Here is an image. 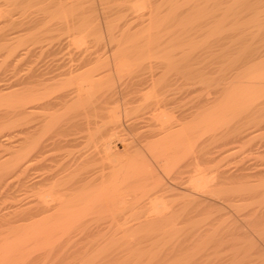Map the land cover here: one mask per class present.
<instances>
[{"label": "rangeland", "instance_id": "1", "mask_svg": "<svg viewBox=\"0 0 264 264\" xmlns=\"http://www.w3.org/2000/svg\"><path fill=\"white\" fill-rule=\"evenodd\" d=\"M84 56L92 63L83 71L99 63L102 73L113 74L109 86L124 92L123 103L135 97L147 104L153 97L142 95L159 90L165 124L176 125L185 140L179 137L176 155L166 151L170 162L157 159L136 136L153 126L144 120L132 130L138 111L126 117L121 108L131 150L137 146L151 164L144 172L148 187H132L123 211L97 205L46 238L18 217L19 75L36 61L61 62L64 69ZM133 77L146 81L141 94ZM113 146L123 152L117 138ZM154 175L168 194H179V206L188 198L196 203L167 231L165 222L141 219L148 195L159 188ZM0 264H264V0H0Z\"/></svg>", "mask_w": 264, "mask_h": 264}, {"label": "bare ground", "instance_id": "2", "mask_svg": "<svg viewBox=\"0 0 264 264\" xmlns=\"http://www.w3.org/2000/svg\"><path fill=\"white\" fill-rule=\"evenodd\" d=\"M14 49L17 50L16 48ZM91 56L90 58H92ZM90 58L85 57L78 61L77 64L74 63V65H67V68L64 67V69L66 68L65 70L62 68L64 65L60 64L61 62L59 64L58 62H56V64H54L55 62L45 63L47 61H36L35 63L31 62L34 63L35 66L33 68L31 67V69L29 70L23 69L25 72H23L22 75L18 74L20 77L17 76L19 77L18 94H20L19 111L22 119V128L21 130L19 129L21 135V147H19L22 152V154H20L22 158L20 159V163L18 164L20 165L19 173L21 179H19L21 180L22 188L18 205V217L20 218V221L22 220L21 223L26 222V224L28 225H34H32V228L34 227V230H32L31 232L43 236L46 235V238L50 235L58 234L64 231L66 227L64 224L67 225L68 222H65L66 220L70 219L69 222H71L75 218H81L82 216L84 217V215L87 213L92 214L94 210L101 204H108L114 207V210L118 212L120 210L123 211V208L128 203V201L126 200L127 194L132 189V187H136L137 191L139 189H142L144 192L146 190L144 188L148 187L145 186V182H147L148 180H145L146 176L144 172L147 168L149 170L151 164L150 166L146 164L148 163V161L145 160L147 159L145 158L146 155L144 156L142 153H140V151H138L139 149H136L137 146L134 147V150H131L134 141L132 140L133 143L129 141L131 136H127V131H125V127H123V124L120 121L121 108H123L125 116H129L132 111L135 113H137L135 110L138 111V113L135 115V120H133L130 125V127H133L132 130H136L137 128H139L140 121L144 120L149 121L148 126H153L152 128H149V130L147 129L146 132H138L136 136L138 137L139 141L143 143L144 146H149L145 148H151L149 152L150 154H153V150H155V153L158 155L157 156L155 154L157 156V159L158 157H162V159H166L167 163V160L170 159L168 153L176 155V151H179V147L181 146L182 142V140L180 141L179 139L182 134V131L180 136L178 137L177 132L179 131H177V129L175 128L176 125L174 127L173 124H165L166 119L164 118L166 114H161V107L164 104V100L162 97H160L161 93H159V90L155 92L154 96H149L147 92L146 96L145 94L142 95L143 98L153 97L154 99H151V101H149L150 99H146L148 102H150H147V104L145 103L148 106V110L145 109L147 108V106L143 103L144 101H142V98V100L139 98L143 103V105L142 103H140L142 106H136V104L134 105V103L140 102V100L138 101L135 99V97L129 96H127L129 98L124 99L125 101L123 103L120 101V99L122 98L123 100V98L125 97L124 92H120L121 94L119 92L117 93V90L111 86L114 78H112V76L110 75L113 74L102 73L100 71L101 66L99 65V63L98 65L94 66L93 69L89 70L87 67L88 70H82L84 67L89 66V64L92 63V60ZM125 58L127 59L128 57ZM135 58L137 59V57ZM70 59H72V56ZM53 60L55 61L56 59ZM56 61H58V59ZM59 61L61 60L59 59ZM63 61L64 60H62V62ZM130 61L131 59L126 63L132 64ZM68 62H70V60ZM23 63L25 64V60ZM24 67H26V64L25 66H22V68ZM28 67L29 66H27V68ZM132 67H135V65L131 66V68ZM106 72L108 73V70ZM74 73L76 74L73 75ZM64 75L70 76L69 78H67L68 80H64L63 78H61ZM151 75L153 76V73H151ZM124 76L125 75H123L122 78ZM144 82L146 81H141L140 79L133 82L137 92L141 91L140 86ZM153 82L155 83V80ZM110 83L111 85L109 86ZM104 85H106L107 87ZM141 88L143 90L142 86ZM119 102L123 103V107H121ZM139 106L147 112L145 113L143 110L140 111L141 108L140 110H138ZM159 110L160 112H158ZM104 111H106V113ZM162 112H164V110ZM171 116L173 115L171 114ZM172 122L173 121H170V124ZM176 122L178 121L176 120ZM155 126L156 128H154ZM172 126L175 129L173 128V130L171 131L170 129H172ZM102 127L105 128L103 131ZM168 137L170 138V141L165 144V139ZM116 138L122 142L123 152L113 150V143ZM30 143L31 145H33V147L28 146V144L30 145ZM159 143L164 144V146L158 147V145H160ZM171 160H169V162ZM164 164L165 163H161V165ZM166 165L169 166L170 163L165 164V166ZM153 173L154 171H152V173L150 172V174ZM176 177H178V175ZM199 177L200 179L204 178V176ZM151 178H153V176ZM28 179H30V183L28 182ZM154 179V183L159 188L152 195H148V197L150 196V200L148 203L149 212H147V214L143 216V218H141V216L139 215V218L144 219L143 223L154 222L155 225L156 223L161 221L165 222L163 227H167V229H165V231H167L172 229L173 227H176L175 223L176 219L178 220L179 213L183 214L187 207L188 210L191 212V209L196 203L195 199L188 198L185 201L186 209L183 208L181 205L179 206V203L175 202V196L179 194L176 193L174 190V194H168L169 190L162 187V185L160 184L162 178L161 181L159 178H157V176ZM200 179H197L196 177V182H204L205 178L203 180L201 179L202 181ZM198 183H196L197 185H195L202 186L204 184ZM145 205H147V203ZM100 208L102 209L103 206H100ZM126 208H128V206ZM188 210H186V213L189 212ZM100 212L101 211H99L98 213ZM127 213H130V211H127ZM186 213H184V215L189 214ZM124 216L126 217V215ZM131 220L132 219H130V221ZM137 220L138 222L140 221L139 219ZM173 220L175 221V223ZM62 221L65 223H63ZM95 226L97 227V225Z\"/></svg>", "mask_w": 264, "mask_h": 264}]
</instances>
